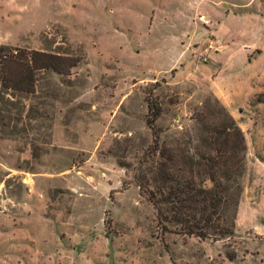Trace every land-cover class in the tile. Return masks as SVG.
Wrapping results in <instances>:
<instances>
[{"label":"rangeland","instance_id":"1","mask_svg":"<svg viewBox=\"0 0 264 264\" xmlns=\"http://www.w3.org/2000/svg\"><path fill=\"white\" fill-rule=\"evenodd\" d=\"M217 1L0 0V44L80 57L31 93L0 86V264H264V55L244 65V44L263 43L264 0ZM148 100L165 145L193 143L204 107L241 127L230 238L164 230L140 194Z\"/></svg>","mask_w":264,"mask_h":264},{"label":"trees","instance_id":"2","mask_svg":"<svg viewBox=\"0 0 264 264\" xmlns=\"http://www.w3.org/2000/svg\"><path fill=\"white\" fill-rule=\"evenodd\" d=\"M79 62L80 57L73 55L0 44V86L31 93L41 72L69 75ZM147 108L146 122L152 131L145 153L149 165L135 178L158 223L164 230L173 226L179 234L201 239L230 238L244 172L246 143L241 127L222 104L214 117L204 107L195 116L200 127L194 142L189 136L169 146L160 142L155 125L161 106L148 100Z\"/></svg>","mask_w":264,"mask_h":264},{"label":"crops","instance_id":"3","mask_svg":"<svg viewBox=\"0 0 264 264\" xmlns=\"http://www.w3.org/2000/svg\"><path fill=\"white\" fill-rule=\"evenodd\" d=\"M228 4H231V8H232V6L233 5H238V6H242V5H244V7H246V5L248 4L247 2H244V4H236V3H233V2H228V1H226ZM217 3H219V4H222L223 3V1H221V0H219V1H217ZM233 9V8H232ZM234 13V12H233ZM199 14H203V13H199ZM228 14H229V12L227 11V12H225L224 13V16H228ZM235 14V13H234ZM244 14H252V15H256L257 16V13H255V12H248V11H244ZM208 18V17H207ZM210 19V18H209ZM210 21H211V23L210 24H208V25H212V24H214L213 23V21L210 19ZM203 23V22H202ZM204 24V23H203ZM261 41L263 42V43H261V46H259V47H252V46H249V45H246V44H244V65L245 64H248V65H250L252 62H256V61H258V60H260V58L264 55V31H263V34L261 35ZM210 46H211V44H210ZM215 51H216V53H219L220 54V52L218 51V50H216L215 49ZM218 64H219V67H221L222 66V64H221V62H217ZM219 69V68H218ZM255 77H253V78H251V80L252 79H254ZM212 91H213V93L214 94H216L225 104H227L228 106H229V104L224 100V98H223V95L219 92V91H217V90H215V89H212ZM229 108L231 109V107L229 106ZM17 169V171L19 172V173H24L21 169H19V168H16ZM14 170H13V168H11V167H7V174H12V173H10V172H13ZM21 180H23V182H25L24 180H26V177L24 176V175H21ZM9 199H13V196H10V194H8V193H6L5 195H2V197H1V200L2 201H6V200H9ZM4 205H5V203H4Z\"/></svg>","mask_w":264,"mask_h":264},{"label":"built area","instance_id":"4","mask_svg":"<svg viewBox=\"0 0 264 264\" xmlns=\"http://www.w3.org/2000/svg\"><path fill=\"white\" fill-rule=\"evenodd\" d=\"M197 17L204 24H210L211 23L210 19L207 18L204 14H198ZM205 59H206V57H203V60H205Z\"/></svg>","mask_w":264,"mask_h":264}]
</instances>
